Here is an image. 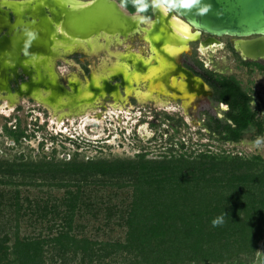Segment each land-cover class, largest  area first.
I'll list each match as a JSON object with an SVG mask.
<instances>
[{"label": "trees", "instance_id": "trees-1", "mask_svg": "<svg viewBox=\"0 0 264 264\" xmlns=\"http://www.w3.org/2000/svg\"><path fill=\"white\" fill-rule=\"evenodd\" d=\"M126 10L135 12L131 4ZM145 15L151 17V9ZM240 62L264 73L261 62ZM202 75L213 100L228 106L221 118L204 112V128L233 143L247 132L264 135L262 105L233 74L202 69ZM15 128L4 126L14 143L26 135L18 121ZM189 155L0 159V264H242L241 256L254 255L264 235V160L260 154ZM98 184L130 187L128 201L114 204L117 191L93 200L89 186ZM18 185L47 190L30 197ZM54 187L63 192L53 194ZM101 213L104 222L89 232ZM222 214L223 225L213 227ZM23 226L32 230L22 233ZM114 226L124 230L121 239L97 236Z\"/></svg>", "mask_w": 264, "mask_h": 264}, {"label": "rangeland", "instance_id": "rangeland-1", "mask_svg": "<svg viewBox=\"0 0 264 264\" xmlns=\"http://www.w3.org/2000/svg\"><path fill=\"white\" fill-rule=\"evenodd\" d=\"M116 1L118 2V0ZM216 38L219 40L218 46L212 48L211 45L209 50H199L197 52L195 50L197 45L192 44L190 50L187 49V53H183L180 56L178 55L179 58L178 56L176 57V59L178 58L180 66L193 76L202 73V68L218 70L219 72L221 69L227 68L226 72L233 74L240 82L241 86L256 97V101H259L264 109V73L256 68L249 69L240 62V60L243 59L234 49L230 50L224 46L227 42L232 40V37L221 36ZM100 41H102V39H100ZM110 42L108 47L109 51H117L124 54L130 51H141L143 52L142 55H148V45L141 33H132L126 37H122L120 41L113 38ZM201 46V48L204 49L205 45L202 44ZM108 50L105 51V49H102L103 53L101 55H99L101 50L98 52L97 57L100 58L99 61L88 56L90 60L89 74L93 72L106 73L111 69L112 64L117 59L114 53H109ZM103 57L105 59H103ZM101 58L103 59L102 63ZM211 61H213V63ZM70 63H72V61ZM261 63L264 64V61H261ZM56 69L64 85L66 84L65 81L69 69L79 74L82 82L86 81L87 75L83 74L78 65L73 67L59 62L56 65ZM18 75L23 77V79L26 78V76L20 74V72ZM13 80L15 81L16 79L14 78ZM11 84L12 86L14 85V83ZM1 93L2 95H6L3 94L4 92L0 91V94ZM100 99L101 98L98 97L96 101L99 102ZM15 100H17V98L14 100L13 98H8V102L7 99H2L0 101V159L12 160L15 157L22 156L26 160H38L45 157L47 159L52 157L54 162H59L61 160L73 159L75 153H77L76 160L79 161L90 159H131L136 158L135 155L137 153H144L145 158L148 159H162L164 157H170L171 155L178 156L181 153H185L186 155L190 153L189 156L194 157L200 151H212L213 153L219 154L238 153L245 158H249L253 154H260L261 159L264 160V147L260 149L253 147V141L258 137L253 131L247 132L246 137L241 141L233 143L223 141L216 135L209 133V131L199 126L197 119L201 116L200 114L203 110H207L210 114L222 117L226 109L224 105L211 104L206 94L202 92L195 93L192 101L189 103V105H192L190 110H187L186 107L181 110L175 103L163 106L166 109V114L170 116L168 121L166 120V116L162 113L157 116L156 114L147 112L144 117L148 122L137 126L135 128L137 133H134V124L136 120L141 119L138 118V116H143L138 111L131 112L126 109L124 112L118 113L113 108L105 107L102 110L99 108L98 113H96L92 111L96 110V104H93L90 106V109L88 108L78 113L75 111L76 107H71V109H68V112L67 109L57 110L55 112L56 116L59 112H63L62 114L69 118L84 115L88 116V119L85 118L81 120L75 117L69 121L61 120V122H58L54 119L53 114L50 113L49 110H43L42 107L29 100L27 96H23V98L19 100L22 105V110H15L12 112V108L17 104L14 103ZM146 102L148 101H143L145 105L151 108L154 106ZM155 104L161 107L166 103L162 105H160V103ZM7 105L9 107H7ZM6 116H8L7 126L14 128L15 122L18 121L20 128L24 129L26 134L25 136H21L16 143L12 142L2 133L1 126L5 122L4 117ZM201 117L203 118V116ZM35 118H37L38 124H42V128L36 129L32 125ZM90 118L98 120V122L96 121V125H92L91 121L85 122L86 120L89 121ZM179 118H182L181 121L186 122V125L179 123L180 127L177 126L176 129L175 126L178 125ZM62 124L65 126L60 127ZM118 125L120 127H125V129L122 130L123 132L113 128ZM59 130L64 132L60 133V136L57 134ZM68 135H79L83 137L84 140L78 139L79 143L74 144L68 140ZM180 143L185 145L183 149L180 148ZM18 187L23 195H29L30 197L34 195L44 196L43 193L47 190L45 186L18 185ZM89 187L92 188L91 196L93 200L98 201H100V199H108L110 193L117 191V196L110 197V200L116 205L126 203L128 201V194L131 190L130 187H120L117 189L115 186L102 184L90 185ZM51 192L55 195H60L63 189L54 187L51 188ZM100 215L101 216L96 221L90 222V226L88 227L89 232H94V227L92 228L91 226H99L104 222L103 214L101 213ZM31 230V227L24 228L23 226L21 228L22 233L30 232ZM123 231L122 228L114 226L112 230L104 229V231H100V235L97 236H99V238L111 236L112 238L121 239L123 237ZM241 259L242 264H264V235L258 241L254 255L241 256ZM232 264H238V261L234 260Z\"/></svg>", "mask_w": 264, "mask_h": 264}, {"label": "bare ground", "instance_id": "bare-ground-1", "mask_svg": "<svg viewBox=\"0 0 264 264\" xmlns=\"http://www.w3.org/2000/svg\"><path fill=\"white\" fill-rule=\"evenodd\" d=\"M25 1H8L6 4H3L0 10L5 11L8 20L10 11L14 13L15 17H18L24 11H27L30 6L38 4L42 8L45 17L38 15L37 19L45 32L49 45L46 53H42L39 49H32L24 58L21 57L22 55L19 52L16 53L14 49L8 46L0 47V90L7 91L10 96L16 95L15 97L19 99L21 95L19 92L22 90L28 95L27 98L41 102L54 112L62 109H67L68 112L69 108L76 107L75 111L79 113L88 108L90 109V106L95 104L93 102L98 100V97L102 98L105 93H112L115 97L113 105L118 106L121 103L117 102V91L113 90L116 86L108 82V79H114L116 77H119L122 82V78L119 75H114L117 72L123 77V83L125 80L128 81L129 86L126 89L127 91H130V82H135L137 86L135 95L140 102L146 99H152L154 103H168L172 97H175L176 92L180 95L185 93L186 82L181 77H177L178 71H175L176 62L174 59H176L177 54L181 50L187 48L188 41H192L201 32L198 28L191 26L188 22L181 19L174 12L162 14L159 11H155L156 17L153 20L151 19L149 23H139L132 19L133 28L128 30L124 36H119L118 32L112 34L102 30L86 38H79L67 34L61 28V15L65 11L77 10L86 6L92 0ZM21 7L22 9L18 10ZM135 31L141 33L145 39L148 45V55H142L141 51H130V53L122 54L121 52L108 50L110 43L113 42H110L111 39L116 38L120 41L122 37L132 34ZM7 33L8 31L4 32L3 36L7 37ZM207 36L214 41L217 40L216 36ZM232 38L237 39L234 45L239 50L238 43L240 39L236 37ZM2 41L3 39H0V42ZM78 48H81L89 56H92V54L97 55L100 50V53H103L102 49H105L109 53H114L117 60L112 64L108 72H93L90 74L83 89L80 84L78 85L79 80L74 75V80H71L72 83L70 82L69 84L73 92L68 93L56 71V61L72 55L71 53L79 52L80 50ZM89 49H93L94 51L91 53ZM68 51H71V53H67ZM19 66L24 71H27L29 75L25 82L20 83L19 92H12L8 78L12 71L18 74L20 71ZM40 67L45 68V70H40ZM130 67L133 68L132 71L129 70ZM44 72L48 73L46 79L42 77ZM184 72L187 76H190L186 70ZM163 80H166L168 87L164 86ZM143 83L147 84L148 87L144 92H141L138 87H141ZM34 88L37 90L32 91ZM40 88L42 89L39 90ZM186 94L183 97L185 101L192 100L193 96Z\"/></svg>", "mask_w": 264, "mask_h": 264}, {"label": "water", "instance_id": "water-1", "mask_svg": "<svg viewBox=\"0 0 264 264\" xmlns=\"http://www.w3.org/2000/svg\"><path fill=\"white\" fill-rule=\"evenodd\" d=\"M204 3L211 5V11L206 15L174 13L206 35L239 38V50L234 44L233 49L242 59L264 61V0H204ZM119 4L116 0H92L90 4L77 10L65 11L61 15V28L67 34L79 38H86L102 30L112 34L118 32L119 36H124L133 28L132 16L135 12L121 9ZM151 12L153 20L156 12L152 9ZM9 13L7 20L5 11L0 10V39H3L0 47L8 46L16 53L19 52L22 58L32 49L46 53L49 42L37 19L38 15L45 17L42 8L38 4L32 5L18 17H15L12 11ZM25 28L37 33V38L27 47ZM6 31L7 37L3 36ZM19 70L20 74L28 78L27 71L21 66ZM11 75L16 78L18 74L12 71ZM19 85L15 91L19 92ZM19 93L20 97L28 96L22 90ZM207 94H210V91Z\"/></svg>", "mask_w": 264, "mask_h": 264}, {"label": "flooded vegetation", "instance_id": "flooded-vegetation-1", "mask_svg": "<svg viewBox=\"0 0 264 264\" xmlns=\"http://www.w3.org/2000/svg\"><path fill=\"white\" fill-rule=\"evenodd\" d=\"M8 1H10V2H12V1H14V2H26L25 0H0V8L3 6V4H6ZM119 3V2H118ZM20 9H22V7L21 8H19L18 10H20ZM150 18H152V12H151V17ZM151 20V19H150ZM200 34V33H199ZM199 34H198V36L196 37V38H193V39H196V40H193L192 39V41H188V43H187V48L186 49H183V50H181L178 54H177V56L179 55H181V54H183V53H187V51L188 50H190V47H191V45L192 44H196L197 45V48L195 49L197 52L199 51V50H209V48H211V45H212V48L213 47H215V46H218V41L219 40H213V39H211V38H208V36L206 35V34H204V33H201L200 34V36H199ZM208 38V39H207ZM206 39H207V41H206ZM237 39H235V38H232V40L230 41V42H227V44L226 45H224L226 48H228V49H230V50H233V44H234V42L236 41ZM83 42V41H82ZM81 42V43H82ZM202 44H204L205 45V47H204V49H202L201 47V45ZM105 46V45H104ZM221 48H224V47H221ZM188 49V50H187ZM78 50H80L79 52H76V53H71V51H68L67 53H71L72 55H69V56H67V57H64V59H62V58H60V59H58L57 61H56V65H57V63H59V62H61V63H63V64H67V65H69V66H73V67H75L76 65H78L79 67H80V70L83 72V74L84 75H87V77H86V81H84V82H82L81 81V78H80V76H79V74H77L75 71H73V70H70L69 69V73H68V76H67V79H66V84L64 85L65 86V88L67 89V92L69 93V92H73V89L71 90L70 89V86L71 85H69L70 84V82L72 83V81L74 80V77H73V75L74 74H76L77 75V78H78V85L80 84V86H82V89H83V87L86 85V82H87V80L89 79V75L91 74H89V64H90V60H89V58H88V54H86V53H84V51L83 50H81V48H78ZM186 50V51H185ZM212 50V49H211ZM61 51V50H60ZM63 51V50H62ZM74 51V50H73ZM94 50L93 49H89V52H93ZM147 51H148V48H147ZM130 53V52H129ZM143 53V52H142ZM102 54V52L101 53H99V55H101ZM122 54H124V53H122ZM126 54V53H125ZM176 56V57H177ZM179 56H178V58H179ZM91 57H93V58H95L96 60H100V58H98L97 57V55H93L92 54V56ZM97 57V58H96ZM114 58V57H113ZM178 58L177 59H174V61L176 62V67H175V71H178V74H177V77H181L186 83H185V93H187L186 95H189V96H193L194 97V95H195V93H204V94H206V96H207V99L209 100V102L211 103V104H215V105H224L225 107H226V109H225V112H227V110H228V106H227V104L225 103V102H223V101H214L213 100V91H212V89H211V87H210V85L207 83V81L205 80V78H204V76L202 75V73H198V74H196V75H191L189 72V74H190V76H187V74L184 72L185 71V69L183 68V67H181L180 66V64H179V62H178ZM103 59H105L104 57H103ZM103 59L101 58V63H102V61H103ZM244 60V59H243ZM72 61V63H70ZM244 61H246V60H244ZM212 63H213V61H211ZM29 66V65H28ZM30 66H31V64H30ZM33 66V65H32ZM56 68V67H55ZM202 68V67H201ZM225 68V67H224ZM42 69H44L45 70V68H42V67H40V70H42ZM202 69H205V70H210V71H213V72H218V73H225V74H229L228 72H226L227 71V68H225V69H221V71L219 72L218 70H212V69H208V68H202ZM129 70H133V68L132 67H130V69ZM56 71H57V69H56ZM55 71V72H56ZM20 72V71H19ZM57 73L59 74V72L57 71ZM56 73V74H57ZM19 74V73H18ZM57 74V75H58ZM47 75H48V73L47 72H44V75L42 76L43 78H47ZM114 75H119L121 78H122V82H121V79L119 78V77H116V78H114V79H108V82L111 84V85H114V86H116V88H113V90H116L117 91V98H116V100H117V102L118 103H121L120 105H118V106H113L112 104L115 102L114 101V99H115V97H114V95H112V93H110V94H108V93H105L104 94V96L100 99V101L99 102H96V100L93 102V103H95L96 105V110H92L93 112H96V113H98V111H99V108H100V110H102L103 108H105V107H108V108H113V109H115L116 110V112H118V113H122V112H124V110H128V111H131V112H139L140 114H142L143 116H138V118H141L140 120H136V123L134 124V127H133V129H134V133H137L136 132V127L137 126H140L142 123H146V122H148L146 119H145V115L147 114V112H149V113H151V114H156L157 116H159V114L160 113H162V114H164L165 116H166V120L168 121L169 120V118H170V116L169 115H167L166 114V109L163 107V106H168L170 103H175V104H177L178 106H179V108L182 110L184 107H186V109L188 110H190L191 108H192V105H189V103L192 101V100H186L185 101V98H183L184 97V94L185 93H183L182 95H180L178 92H176V94H175V97H172L171 99H170V101L168 102V103H166V104H164V105H162V104H160V105H162L161 107H158V104H155V103H153L154 101L152 100V99H146L148 102H146V103H151V104H153L154 106L151 108V107H149V106H147V105H145V103H143V101L142 102H140L139 100H138V98H137V96L135 95V91H136V84H135V82L133 81V82H130L131 84H130V91H127L126 89L128 88V86H129V84H128V81H126L125 80V82L123 83V77L121 76V74L119 73V72H117L116 74H114ZM58 77V76H57ZM15 77L14 76H10V79H9V86H10V90L12 91V92H14L15 90H16V88H17V86L20 84V83H22V82H25V80H27V78H25V79H23V77H21L20 75H17V77L15 78L16 80L14 81L13 79H14ZM60 78V77H59ZM12 79V80H11ZM58 79V78H57ZM72 80V81H71ZM12 81V82H11ZM163 82H164V86L165 87H168V85H167V83H166V80H163ZM11 83H14V85L12 86V84ZM120 83H121V85H123V86H121L120 85ZM52 84V83H51ZM147 84H144L143 83V85L141 86V87H138V89L141 91V92H144L146 89H147ZM42 88H40L39 90H41ZM36 91L37 89L36 88H34L32 91ZM170 90H172V89H170ZM246 90V89H245ZM0 91H2V92H4L3 94H6V95H2V93L0 94V101L2 100V99H7V102H8V98H16L15 96L16 95H11L10 96V94H8V92L7 91H5V90H0ZM208 91H210V94H207V92ZM247 91V90H246ZM248 92V91H247ZM250 93V92H249ZM253 95V94H252ZM254 96V95H253ZM255 97V96H254ZM20 98H23V97H19V99H17L14 103H17L16 104V106H14L13 108H12V112H14L15 110H17V111H19V110H22V105L20 104V102H19V100H20ZM13 99V100H14ZM29 100H31V101H33V102H35L37 105H39L40 107H42L43 108V110H45V111H50V113H52L53 114V116H54V119L56 120V121H58V122H61V120L63 121H69V120H71V119H73V118H75V117H77V118H79V119H81V120H83V119H85V118H87L88 119V116H84V115H82V116H74V117H71V118H69V117H67L66 115H63L62 113H60L59 112V114L56 116V114H55V112L54 111H52L48 106V108L46 107V105H44V104H42L41 102H38V101H36V100H33V99H31V98H28ZM125 99H126V101H125ZM193 99V98H192ZM105 101H107V102H105ZM190 101V102H189ZM254 101L255 102H259V101H256V97L254 98ZM123 104V105H122ZM13 106V105H12ZM11 106V107H12ZM92 106V105H91ZM7 107H9L8 105H7ZM121 107V108H120ZM155 107V108H154ZM156 107H158V108H156ZM179 109V110H180ZM159 110H162V111H159ZM264 110V109H263ZM263 110L261 111V113H263ZM204 112H207V113H209L207 110H203V112H201V116H203V118L200 116V117H198V119H197V121L199 122V126L201 127V128H203V129H205V130H207L206 128H204V126H203V121H204V119H205V114H204ZM224 112V113H225ZM210 114V113H209ZM211 115H213V114H211ZM216 116V115H215ZM223 116H224V114H223ZM222 116V117H223ZM8 116H6V117H4V119H5V122H4V124H2V126H1V129H2V133L4 134V135H6L5 133H4V126L6 125L7 126V121H8V118H7ZM15 117H16V115H15ZM218 117V116H217ZM221 118V117H220ZM182 120V118H179V121H180V124L181 123H183L184 125H186V122H182L181 121ZM92 122V125H96V123L98 122V120H96L95 118H90V120L89 121H85V122ZM97 121V122H96ZM15 123H17V121L15 122ZM151 123V122H150ZM32 125L37 129V128H42L43 126H42V124L40 125V124H38V122H37V118H35V120H33V123H32ZM65 125L64 124H62L60 127H64ZM7 127H9V126H7ZM16 124H14V128H11V129H13V130H15L16 128ZM180 127V126H179ZM66 128V127H65ZM114 129H119V131L120 132H123L122 130H124L125 129V127H120L119 125L118 126H116V127H113ZM67 129V128H66ZM177 129V128H176ZM70 131V130H69ZM208 131V130H207ZM60 133H64V132H62V130H59L58 132H57V134L60 136L61 134ZM210 133V132H209ZM7 136V135H6ZM257 136H261V135H257ZM264 136V135H263ZM68 137H69V141L70 142H72V143H74V144H78L79 142H78V139H82V140H84V138L83 137H80L79 135H77V136H73V135H68ZM245 137H246V135H245Z\"/></svg>", "mask_w": 264, "mask_h": 264}, {"label": "clouds", "instance_id": "clouds-1", "mask_svg": "<svg viewBox=\"0 0 264 264\" xmlns=\"http://www.w3.org/2000/svg\"><path fill=\"white\" fill-rule=\"evenodd\" d=\"M131 6L135 9V15L132 17L134 21L139 23H149L150 16L145 15L150 9L159 11L162 14H168L171 12L192 13L194 15H206L211 11V5L204 3V0H120L119 7L121 9H127ZM27 42L26 47L37 38L35 31L24 29ZM253 147L260 149L264 147V136H258L253 141ZM224 223V214L217 216L212 220V226H222Z\"/></svg>", "mask_w": 264, "mask_h": 264}]
</instances>
